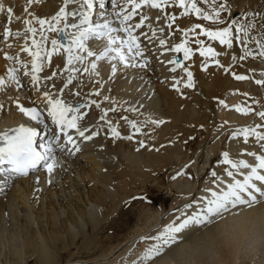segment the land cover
Returning <instances> with one entry per match:
<instances>
[{"label": "bare ground", "instance_id": "obj_1", "mask_svg": "<svg viewBox=\"0 0 264 264\" xmlns=\"http://www.w3.org/2000/svg\"><path fill=\"white\" fill-rule=\"evenodd\" d=\"M9 1L11 3L15 4L16 7L13 8L14 9L13 13H12L13 19L5 22L6 24L5 23L0 24V32L2 31L0 39H2V42L5 43L4 44L5 53H7L9 56H12V49L15 48L16 53H19L22 45H21V43L15 42L16 40H19V38L16 37L15 35L10 36L7 39H5L4 29L10 28L12 30V32L15 33L16 31H20L21 28H26V25L24 23L25 19H32V21H33L32 26L36 27L37 33H39V27L40 26H39L38 22L35 19H33V17L50 18L52 15H54L59 10V8L58 7H57V9L54 8L57 6V4L55 3V4H51V7L54 9L52 11L48 10L47 6L45 4L47 2L44 0H39V2H33L32 4H28L27 0H9ZM222 2H225V0H217V3H222ZM125 4H126V0H122V1H119L116 3L117 6L112 5L111 6L112 10L107 14L106 17L99 19L98 22L102 21V24H103L105 21H107V22H109V24L112 28H114V26H118L119 22H117V19H121L122 16H117V13L120 12L121 7H125ZM227 4L230 8V11H226V12L221 13V19L224 21V23H221L218 25H211L209 21H204L201 18L196 17L195 15H192V14H190L188 17H183L180 15V13L183 10L176 7L175 5H171V4L169 6H167L163 11H160L157 9H151V8H149L147 10L146 9L140 10L144 14H147L150 17L149 21L146 22V24L143 28L135 29V35H137L139 37L141 48L144 51V56L143 57H135V59H133V57L131 55L129 56V59L133 63H137V62L139 63L142 59H146L148 61L147 68H149L148 66H150V64L158 66L162 61H164L165 57L167 58L166 60L169 61V60L175 59L176 54L180 55V59L182 60L181 62L192 71L193 78L196 76L197 77L200 76V78L205 81L202 89L206 88L211 99L214 97L213 100H215L214 101L215 102L214 103L215 112L217 111L219 113L218 115L220 116L222 121H224L225 119L227 120V117L228 118L232 117V116L235 117V113L233 112L232 109L226 108V107L220 105L219 100H224L226 102V104H227V102L231 103L229 100H227L228 92L234 93L237 90L239 91V93L242 96H244L243 93H248V96H250L249 89H248L250 87V85L248 87L247 86L245 87L243 85L244 83L240 84L241 87L240 86L238 88L236 87L237 90L235 89V87H231L230 79H233L236 82H243V81L236 80L231 73L236 72L237 74H245V73H241V71H243L242 69H245L248 66V64H250V62H249L250 60L254 64V62H253L254 58L249 57L244 61H240L238 59L234 61L233 60L234 55L237 57L240 56L238 48L243 49L242 46L239 47L240 44L238 42L234 44V47L232 49H228L226 46H222L218 42H209V41H207V38H205V37L197 36V35L190 33L188 36V39H189V45L188 46L189 47H192L193 49L197 48L198 45L195 44V40L196 39H204L206 44L211 43L212 46L214 48H216V50L219 53H221V55L216 57V59H219L220 63L222 65H224V67L229 68V72L227 74H225V71L222 67H219V66L215 65L214 63H211L210 60L208 61L207 70L206 71L202 70L201 64L205 62V58L201 57L198 52H194V54L190 60H184L183 52H172L170 50L165 51V48L171 49L172 45L181 42L178 40L179 42H174V43L172 42L171 43L169 41L170 37L171 38L176 37V35L179 34L180 37L182 38V40L185 38L183 36V33L177 29L191 28L197 23H202L205 26L224 27V26H226L227 23L231 22L233 19H235L239 23H248L249 21L254 22L256 24V29L251 30L249 35L250 36L256 35L257 38H260L259 32L261 29V25L264 24V19L261 18V16H264V0H227ZM77 5H78V2H77ZM200 6L201 7H208L207 5L203 4L202 0L200 2ZM25 9H27V11H25ZM114 11L117 13L113 14ZM252 12H258L261 15L256 16V17H253L252 15H247V16L244 15L245 13H252ZM167 15H175L177 18L175 23L173 24V27L171 30L167 27L166 22L164 23L162 21L163 20V18H162V19H159V21L161 20L162 28L164 29L162 37L159 38L160 31L156 29L157 30L156 37L152 38L151 40H149V39H146L144 41L140 40V36H142V35H140L141 32L147 33L148 36H151V31L147 26L148 24L152 25L153 22H158L156 19L157 17H160V18L162 16L167 17ZM15 17H19V19H16ZM138 22H139V16H135V17H133V19L131 21H128V23L133 24V25L138 23ZM65 23H66L65 21H62L60 24L57 25V27L58 28H64ZM66 24L71 25L72 23H66ZM158 24H159V22L157 23V25ZM87 26L88 25L85 24V25H81L80 27H87ZM46 27L47 26H45V28ZM69 29H73V28L69 27ZM170 32H171V34H170ZM196 32L198 33L199 30L197 29ZM59 33L60 32H47L46 33L48 38H49L48 41L46 42V44L44 45V47L46 49L50 50V48L52 47V45L50 46L52 39H58L59 40ZM113 35H116V33H113ZM119 35L124 36L125 33H119ZM193 36L196 39L195 38L193 39ZM35 38L37 40H40V35H38ZM164 38L168 41V43L165 47H163L159 44V40L164 39ZM89 39H91V40L86 41L87 45L89 46L90 50H93L94 52H97V53L99 51H101L107 43V40L104 41L103 38L97 39L95 37H90ZM171 40L174 41V39H171ZM62 44L65 46L69 45L68 42H65ZM9 45H11V47H9ZM252 45H253V42H250L249 47L251 48ZM253 50H254V54H255L256 51H255L254 47H253ZM81 55L86 56V53H81ZM94 59H95V57H87L86 56L84 63L81 64L79 62H75L74 65H72L76 68L79 67V71L74 72L73 73L74 75L71 74L73 77H75L74 82H73L72 86H68V88H66L65 91L70 92V90H72V93H69V95H70V98L73 100L70 103V105H72L73 107H78L80 105H87L85 107H81L80 113H78V114H81V113L85 114L87 111H88V113L90 112L91 114L94 111L96 112L97 118H95V120L97 119L99 121V123L96 121L98 123L97 125H95L96 130L88 129V132L85 133V135H89V134H91V132L96 131L98 133L95 136L96 140L94 141V143L92 141L93 138L91 140H84L83 137H80L77 134L75 129H70L67 131H68L69 135H71L73 137V139L75 140V142H76L75 145L67 143L66 139H63V140L61 139L60 142L64 146L62 148V151L66 152V154H64V155H69L68 160L73 162V164H74V167H72V170L73 171L76 170L77 172H79V176L82 178L81 180H83V181L85 180L86 182H89L91 180L96 179V177L100 175L102 177V179L104 180V182H106V186H108V184H110L109 186H111V189H112L111 192L112 193H111V196L108 197L107 195H110V194L109 193L105 194V191L103 192V190H105L104 188L101 187L102 188L101 189L99 185H95V186H91L87 189L88 194L86 197L85 191H84V193L81 191L79 193L77 192L78 191V189H76V187H78L77 185L75 188L73 186H71L72 187L71 188L68 184L65 186L64 190L59 188L57 190V192H55V193H57L61 197L60 203H62V205L65 206L64 211L66 213L74 214L73 211H74V209H76V210H79L81 215L84 216L86 214V212H85V208L82 209V207H84L83 203L87 204V202L91 200V201L95 202L96 204L104 205L106 207L105 208L106 210L103 209V210H105L104 214L106 213V215L104 216L102 221H107V223H110V222L113 223V220L115 218H117V217H119V219L122 218L121 214L120 215L117 214L116 211L118 209V206L125 201L124 199L125 198L128 199V197L130 195H132V194L134 195L135 193L136 194L139 193L138 195H141L139 191H135L137 189H134V190L132 189L133 188L132 186L134 184L138 185L139 189L141 188L140 190H145L144 192H146V194H149V190L147 188L149 176H151V175L153 176L154 174L158 175L160 172L167 171L168 169H170L171 167H173L175 165L176 162L173 159L174 148L177 146H179V147L182 146V149H183V141L186 140L189 135H193L192 134L193 129H205L207 131H210V129H212V125L214 126V115L209 114L208 110L213 106V104L206 106L205 111L203 110V112L201 114L199 113L197 115V117H193L192 119L183 118L181 120L175 116L172 109L176 110V112H178V114H179V112L181 113L182 105L184 104V105L188 106L193 99V97H192V99L189 100L190 93H192L191 90L183 87L184 86L183 80L186 79L187 77H186V73H184L182 71V69H180V68H177L176 71H178L179 76L181 74L183 75V77H179V78H183V79L180 83L179 91L175 90V92H174V88H172L173 82H170L171 84L169 86L162 85L163 84L162 82H161L162 84L155 85L156 80H154V79H156V77L158 79H163L165 77V71H164L165 69L158 71L157 74H155L156 75L155 77L153 76L152 71H151V73H149V72L147 73V75L149 74V76L150 75L151 76L147 77V84H148L147 92L149 94H146V95L150 96V94H152L151 92L153 90V92L157 91L158 94L161 93V94L167 96L169 107L168 106L166 108L159 107V105L157 106L158 103L155 104L154 100H153L154 102L151 101V102H147V103L144 102L145 101L144 99H143L144 100L143 102L140 99L134 100L132 102V101H130V98L128 97V95L131 97L132 96L131 94L134 91H132L128 87L129 84L127 81H129L128 79L131 78V76H133L135 74L134 73L135 70L132 69L131 66L125 67V65L123 63L119 62L118 60L112 61V60H109L108 58H104L102 60H96L97 66H102L101 70L103 72V75H101V73H99L100 72L99 70L93 71L91 69V64H89V62L93 61ZM30 60H31V57L28 60V62ZM65 60H66V57H65L64 49H60L59 53L53 54L50 64L47 62L46 59H44L42 57V61H43V63H45V66H44L45 70L48 71L49 68L54 69L55 72H58L57 75L60 77L63 75H66V74L69 75V73L65 69ZM168 61H165L164 64H167ZM232 63H234L235 66L229 67ZM105 64H107V65H105ZM112 64H116V79L114 80L113 84L110 85L109 89L107 87V89L105 91L104 87H106L105 84L107 81V77L104 78L103 76L105 73H107L109 75L112 72V67H111ZM253 64H250V65H253ZM72 66H69V67H72ZM174 66L175 65L171 64L168 68H170V67L172 68ZM8 67H13L12 62L10 60L6 59L5 55H3L0 58V76H3L6 80H7V68ZM85 67L89 68L88 72L83 71V69ZM254 67H255V65H254ZM170 69H168V70H170ZM130 70H132V71H130ZM147 70H149V69H147ZM258 71H260V70H258ZM96 72H98L99 75H96ZM159 73L161 74V76L163 78H160V75L158 76ZM120 74L123 76H121V77L118 76ZM176 74H177V72H176ZM17 75H18V73H17ZM124 75H125V77H124ZM170 75L172 76L173 74H170ZM178 75H175L174 77H178ZM78 76H79V79H77ZM99 76L102 78H100ZM128 76H130V77H128ZM123 77H124V79H123L124 81L122 82L121 79ZM172 80H173V77H172ZM108 81L110 82V80H108ZM118 81L120 83H118ZM54 82H56V80L51 81L50 83H54ZM116 82L118 84L115 85ZM127 84H128V86H127ZM57 86L62 87L63 83L62 82L57 83ZM153 86H156V87H153ZM103 89H104V91H103ZM143 90H146V88ZM97 91L99 92V95H96ZM3 92H4V89L0 88V105L5 104L7 107V110L3 114H0V130H2L3 128L11 130V128H13L14 126H17L18 124H20L21 122H23L29 118V116H25L24 114H22L16 106H13V101L17 100V98L19 99L20 102H24L26 105H28L30 107H34V104H38L42 108H45L46 106H48L47 100L44 98L43 94H36V98L33 101L32 99L27 98V96L20 91H17L16 93H9V94H4ZM76 92H79L80 95L79 96L75 95ZM142 92L144 93V91H142ZM147 92H145V93H147ZM191 95H193V93ZM105 96H107L109 99L105 100L104 99ZM64 97L65 98H61V99H63L66 104H69L67 102V97L66 96H64ZM92 100L97 101V103H99L100 107H96L95 105L91 104L90 102ZM139 103L141 105H139ZM237 104H239V102H237ZM163 105H164V103H163ZM105 109H115V111H109L107 113L106 120L101 121L100 116L103 114V110H105ZM132 109H136V110L133 111ZM187 110H188V108H187ZM191 110H193V109H191ZM184 113H185V111H184ZM189 114H191V113H189ZM186 115H187V113H186ZM48 116L49 115H47L45 118H48ZM122 117H127L128 120L136 121L137 125L139 127H141V132H139V133L135 132L134 129L131 127V125L126 120L122 119ZM107 120H111L113 122V125L117 126V130L120 133L119 136H113L111 134V130H110V128L106 122ZM151 120H163L166 123L160 124V125H155V124L150 123ZM84 121H85V118H84ZM78 124H79L81 130L86 128V126L81 125L80 123H78ZM176 124L181 125V128L177 127ZM90 125H89V127H91ZM54 133H56L58 135L57 129H54ZM129 135H132L133 138L128 139L127 137ZM208 135L210 136V132ZM237 138H239V137L236 136L234 141L238 140ZM140 141H143V142L146 141L147 147H145V148H147L148 157H145L143 161L140 160L141 162L138 161L139 164L137 162L136 163V164H138V166H137V165H133V163H135L134 158H133L134 154H133V156L131 155V152H129V148L131 147V144H132V146L137 145V144L140 145ZM253 141H255V139ZM108 143H111V144L113 143V145H108ZM123 144H127L126 146H128V147H126L124 145L125 148L121 149V146ZM256 144H258V143L256 142ZM248 145H246V143H245V146H248ZM252 146H253V144L250 147H252ZM256 146L257 145H255L253 147H256ZM77 147L79 148L78 151H77ZM200 147H202V146H200ZM256 148H254V149H256ZM225 150H226V148H225ZM246 150H248V149H246ZM262 150L263 149H260V152ZM49 151H51V149L49 147H46V149H44V152H46V153H48ZM253 151L255 152L256 150H253V148H252V151H250V152H253ZM199 152H200V150H199ZM256 152H259L258 148H257ZM243 153H246L243 155V159L248 161V163L254 161V157L248 156L247 151H242V154ZM51 156L54 157V163L56 165L53 172L50 174L47 172L46 168L44 167V164H45V162H44L42 166H40L36 169V171L38 170V172H39L38 175H40L38 178L34 179L32 177V174H30V173L27 176H20V179H22V180H20V181L18 180V181L22 184V186H19L18 185L19 183L16 184L15 187L18 186V190H14V192L18 191V193L17 192L15 193L16 198L14 196V193L10 194V197L8 198V202L6 204V209H10V206H12L13 209H16V208H14V206H17V210L23 209L26 212V211H30L29 208L34 207V212L39 214V215H40V211H41V213L43 211L45 216L48 214H50V216L56 215L55 211H52V210H54V208H56V207H54V204L52 202L49 204V207L51 208L50 212L47 210H43V208H41L42 205L39 204L38 198H37V200H33V206L29 207L27 205L28 201L32 202L31 197L34 196L36 194V192L38 193L39 192L38 190H40V189L42 190V188L44 187L43 184L46 185L45 184L46 181L52 179L53 176L56 174V171L58 169V160H59L58 158L61 156L60 155L55 156L53 154ZM116 156H117V160H115ZM255 161H256V159H255ZM48 162H52V161L49 160ZM175 168H176V166H175ZM249 171H250V169H241L237 173L235 170H233L234 176H232V177H229L227 174H225L226 176L224 174H222L224 177L221 176V178H224V180L222 179V181L221 180H217V181L216 180H210V181H208L211 184L208 185L207 184L208 182H207L206 183L207 186H205V189L208 186H209V188H207L205 191L203 190L204 188L200 189V192H202L201 201L204 203H205V201L208 202V200L213 198L212 192H223V189H222L223 187H225L227 190L228 185H226V184L232 183L234 181V179L242 181L244 179L245 175H247V173ZM260 171L262 172V174H264V170H260ZM77 172L74 171V173H76V174H77ZM183 177H185V176H183ZM67 178H69V177H67ZM64 180L67 181V179H64ZM181 180H182V182H181ZM68 181H70V180H68ZM176 181H177L176 183H178V185H180V187L182 189L188 190L191 188V183L189 182L190 181L189 179L187 180L184 178L183 179L178 178V180H176ZM256 183L258 186L261 185V182H256ZM108 190H107V192H108ZM209 190H211V191H209ZM5 192H7V188L3 193H5ZM190 192H192V191H190ZM53 194H54L53 191H51V189H50L48 195L53 196ZM203 194H204V196H205V194L209 195V196L203 197ZM254 194L256 195L257 199L259 200L258 204L255 205V203H254L251 206H249V205H237L235 207H230V209L228 211L223 212L221 215L211 216L209 218V221H205L202 224H195V223L190 224L185 229H182L181 232L176 233L175 235H176L177 241L175 240L176 242H173L172 244H169V245H163V247L165 249L164 252L159 256V258L157 257V259H156V257L155 258L153 257L154 260L152 258L151 264H173L174 262H172L173 260H171V259H175L178 262V264H180V263H182V264H238V261H240V259H242V258L243 259L248 258L251 261L253 260L255 263L258 262L257 260H259V259H260V261L264 262V196L258 197L260 195V193H254ZM66 196L69 198V200L73 204H78V205H76V207H74L72 209L71 204L67 200H65L67 198ZM36 197H38V196H36ZM17 199L18 200L21 199L22 204L20 203V201H19V203H18V201H15ZM194 201H196V200H194ZM198 203H200V202H197V203H195L192 206L187 207V208H189V211L193 212V209L198 208V206H200V205H196ZM25 205H27V206L25 207ZM201 205H204V207L202 206L200 208L201 210H203L206 207L207 203L201 204ZM1 207L2 206H0V208ZM23 207H25V208H23ZM3 208L5 209V207H3ZM6 209L4 211L1 208L0 214L4 216ZM184 210H185V208H184ZM177 211H179V210H177ZM182 212H184V211H182ZM201 212L202 211H200L198 213H201ZM114 214H115V216H114ZM112 215H113V217H111ZM182 215H178V216H180V217H178L179 219L177 218L179 221L178 223L176 222V219H175V220L171 221V225H172V223H173V225H175L176 223L179 224L180 222H182L184 220V217H188V216H186L188 214H186L184 217ZM23 216H24V214H23ZM23 216H22V218H23ZM25 216H27V215H25ZM50 216L48 215V218L55 217V216H52V217H50ZM172 216H174V215H172ZM92 218L93 217H91V219ZM28 219H30V218H28ZM28 222H29V220H28ZM94 225H95V223H94ZM96 225H97V223H96ZM120 226H121L120 224H114L115 229H117ZM189 226L192 228L188 229ZM91 227L93 229L95 228V226H91ZM196 228H197V231H199V229H201L200 230L201 234L197 233V236H195L196 231H194V230H196ZM44 229H47V228L45 225H42L41 231L44 232ZM191 230H193L194 232L193 231L191 232ZM140 231L141 230L139 229L138 232H140ZM165 231H166V229L163 231V233ZM189 233L192 234L191 239H188V237H187L186 240L182 239L184 242L182 240L178 241L181 237L183 238L184 234H189ZM45 234H47V233H45ZM45 237L46 236H44V238ZM53 238H58V237H53ZM157 238H158V236H157ZM45 239H46V241L43 239L37 240L34 247H33V251H35V249L37 251L36 258H37L38 262H40L39 264H57L58 260H57V257H55V252L57 250L55 252H53V250L56 248V246L54 248V245H52V243H51V246L53 248V250H52L51 247H49L50 240L47 238H45ZM152 239H154V238H152ZM163 239H164V236L162 237L160 242L158 240V243L156 242L155 244H151L150 246L162 245ZM199 240H202V243L204 244V246L206 248L203 251L201 250L202 252L200 251L197 253L196 252L195 253H187L188 252L187 247L191 246L192 250H194L193 248H194V246L197 245V242ZM53 241L56 245L57 244L56 241H58V240H53ZM142 241H143V239H142ZM175 243H177V245L178 244L179 245L176 247ZM173 244H175V247L177 249L175 251L174 256L172 257V255H168L167 252H168V250H171ZM170 245H171L170 249L167 248ZM141 246L140 247L142 249L139 248V249H141V251H139V252H145L147 250L144 247L147 248V246H149V244L147 246H146V244H142ZM118 247H119V244H118ZM90 248L91 247H88V249H89L87 251L88 253L90 251ZM173 248H174V246H173ZM199 248H201V247H199ZM111 250H110V252H111ZM192 250H191V252L195 251V250L194 251H192ZM73 251H75V250H73ZM139 252L137 251V256L139 255L138 254ZM74 254H72V255H74ZM131 255H133V254H131ZM141 256H142V254H141ZM141 256H139V257H141ZM142 259H143V256L141 258H137L136 260L139 263H141V262L145 261L144 259L143 260ZM149 261H151V260L149 259ZM123 262H124V260H123ZM138 262H137V264H139ZM254 262H253V264H254ZM146 263H147V260H146ZM174 264H177V263H174Z\"/></svg>", "mask_w": 264, "mask_h": 264}, {"label": "rangeland", "instance_id": "obj_2", "mask_svg": "<svg viewBox=\"0 0 264 264\" xmlns=\"http://www.w3.org/2000/svg\"><path fill=\"white\" fill-rule=\"evenodd\" d=\"M44 1L47 2V3H45L47 6V9L52 11L54 8L57 9L58 5L54 8H52L51 4H55L56 2H59L61 0H44ZM82 1L83 0H73V2H70V4H76L77 5V2H78V4H80ZM162 18L166 19L165 16H162L160 19H162ZM165 19H164V21H165ZM178 35H176V37H172V39H174V41L172 40L173 43L179 42L182 40L180 35L179 36ZM194 38L195 37L193 36V39ZM239 47H241V45ZM251 49L253 50L252 47H251ZM238 51H239L240 55L243 54L242 48H238ZM253 52H254V50H253ZM249 62H250V64H253L251 60ZM253 62H254V60H253ZM139 63L137 62L135 64L138 65ZM258 64L260 65V63H258ZM258 64L257 63L255 64V62H254V64L252 66L254 67V65H255V67H258L257 66ZM233 66H235L234 63H232L229 67H233ZM261 66L264 68V64H262ZM135 69H136L135 70L136 72L134 71L135 74L133 76H131V78L128 79L129 81H127L129 84V86H128V84H127V86L132 91H134L131 94L132 95L131 97L128 95V97L130 98V101L133 102L134 100H139V99L142 102L145 100L144 102H146V103L151 102V101L152 102L155 101V104L158 103L157 106L159 105V107H162V108H166L167 106L169 107L167 96H165L161 93L158 94L157 91H155L156 92L155 93V92H153V90L151 92L153 95L152 94H150V96L146 95V94H149L147 92V88H148L147 77L151 76V75L149 76V74L147 75V73L148 72L151 73V71H152L153 76L155 77L156 76L155 74H157L158 71L165 69V66L163 64H161L160 67L150 66L149 68L143 67L142 69H139V68H135ZM147 69H149L150 71ZM166 71H165V77L164 78L161 76L160 73L158 74V76L160 75V78H163V79H158L157 77H156V79H154V80H156V84L154 83L155 85L163 83L162 85L168 86V85H170V82H175L174 80H172V77H174L175 75H178V71H176L177 74H176V72H172L170 70H168L167 72ZM170 74H173V75L171 76ZM118 76L121 77V74ZM103 77L104 78L107 77V81L105 84L106 87H104V89L106 91L107 87L109 89L110 85H112L114 80L116 79V71H115V73H113V71H112L109 75L107 73H105ZM124 77L121 79L122 82L124 81L123 80ZM128 77H130V76H128ZM178 77H179V75H178ZM100 78H102V77H100ZM193 79H194V81L195 80L197 81V82L195 81L196 83L194 82L195 87H193L191 89L188 88L193 93V95H191L192 93H190V96H189V100L192 99V97H193L192 101L190 102V104L188 106H186L184 104L182 105L181 113L179 112V114H178V112H176V110H174V109H172V111L174 112L175 116L181 120L183 118L192 119L193 117H197V115L199 113L201 114L203 112V110L205 111L206 106L213 104V106L208 110V113L214 115V126L212 125V129H210V131H207L205 129H193L192 130L193 135H189L187 137V139L183 141V149H182V146L181 147L177 146L174 148L173 159L176 162L175 165L173 167H171L170 169H168L167 171L160 172L158 175L154 174L153 176L152 175L149 176V181L147 183V186H148L147 188L149 190V194H146V192H144L145 190H140L141 188L139 189L138 185L134 184L132 186L133 187L132 189L133 190L137 189L135 191H139L141 195H138L139 193H137V194L135 193L134 194L135 196L132 194L128 197V199L125 198L124 199L125 201L123 200L125 203L122 201L123 203L121 202L122 204H120L118 206V209L116 211L117 214H119V215L121 214V217L123 219L125 218L127 221L125 219H124L125 220L124 221L121 217H120L121 219H119V217H117L118 219L115 218L114 220L116 222L113 220V223L112 222L107 223V221H102L104 216L106 215V213L104 214L106 207L104 205L96 204L95 202H93L91 200L88 201L87 204L83 203L84 207H82V209L85 208V212H86V214L84 216L81 215L80 211L76 210V209H74V211H73L74 214L66 213L64 211L65 206L62 205V203H60L61 197L57 193H55V192H57V190L59 188L64 190L65 186L67 184L70 187L73 186L74 188L77 185L79 187V188L76 187V189H78L77 192L79 193L81 191L84 193V191H85L86 197L88 194L87 189L91 186L99 185L100 188L101 187L104 188L105 190H103V192L105 191V194H107V193L110 194V195H107L108 197L111 196L112 189H111V186H109L110 184H108V186H106V182H104V180L102 179V177L100 175L97 176L96 179L91 180L89 182H86L85 180L84 181L81 180L82 178L79 176V172L74 170L75 172H77V174H76L72 170V167H74V164H73V162L68 160L69 156L68 155L67 156L61 155V157H59L58 159L61 160L62 162H61L60 168L58 167V169L56 171V174H55L56 176L54 175L52 179L46 181V183H45L46 185L43 184L44 187L42 186L44 189L41 187L42 190L41 189L38 190L39 192L38 193L36 192V194L31 197L32 202L28 201V203H27V205L29 207H31V206H33V200H37V198H38L39 204L42 205L41 208H43V210H47L50 212L51 208L49 207V204L52 202L54 204V207H56V208H54V210H52V211H55V213H56V215H52L55 217H52V216H50V214H48L50 217H52V218H48V215L45 216L43 211H42V213L40 211V215H39V214L34 212V207L29 208L30 211H26V212L23 209L17 210V206H14V205L13 206L16 209H13L12 206H10V209H6V204L8 202V198L10 197V194L14 193V196H15V193L16 192L18 193V191L14 192V190H18V186L15 187L16 184L19 183L18 185L22 186V184L19 182L20 180L19 181L17 180L16 184L12 185V187L10 188L8 193H6L3 196L4 198L2 197L0 199V206H2L1 208L4 211L6 209L4 216L0 214V264H39L40 262H38V260L36 258L37 251H36V249H35V251H33V247H34L37 240L43 239L46 241L45 238L50 240L49 247H51L52 250H53V248L51 246V243H52V245H54V248H55V246L57 248V249L55 248L53 250V252H55L57 250L55 252V257H57V260H58L57 264H116V263L117 264H125V263L126 264H137L138 261L136 259L141 258L143 256V253H144V252H139L142 249L141 248L142 244H146V246L149 244V246H150L151 244H155L156 242L158 243V240L160 242L162 237H163V236H161V234L163 233V231L165 229H167L169 224L171 225V221L176 219V222L178 223L179 222L178 217H180L178 215H182L186 212L190 213L189 209L187 208L188 207L187 205H193L194 202L199 200V198H198L199 196L202 197V192H200V189L204 188L203 190L205 191L207 188H209V186H208L205 189V186H207V184L208 185L211 184L208 181H210V180H216V181L221 180L222 181V179L224 180V178H221V176L224 177L222 174H224V175L227 174V172L225 171L226 168L228 170H232V171L234 170V169H231V167L229 165H224L222 163V160H223L222 154L224 151H228L230 153V157L233 159H243V155L246 153L242 154V151L250 152V151H252V148H253V150H256V151L258 148L259 152H260V149H262V148L258 144H256V141H253L254 138H252V137L249 138L250 140L248 141V143H246V145L249 144L248 145L249 147H248V146H245V143L243 142L242 136H239L240 139L237 138L239 141L238 140L234 141L236 136H233L232 133L234 131H236L235 129H237L238 126H240V125L245 126L248 122H250V123L251 122H254V123L258 122L259 123V122H261V120L259 121V118L256 117L254 114L243 115V114L236 112L233 108V110H234L233 112L235 113V117L234 116L229 117L230 119H228V117H227V120L225 119L224 121H222L220 116L218 115L219 113L217 111L215 112V105H214L215 100H213L214 97L211 99L206 88L202 89L205 81L202 80L200 78V76H198V77L196 76ZM108 80H110V82ZM118 83H120V82L118 81ZM118 83L116 82L115 85ZM230 83H231L230 84L231 87H235L236 90L239 86L241 87L240 84H243V83H244L243 85L245 87L246 86L248 87L250 85V87L248 88L249 91H251V89H253V87H254V85L252 86L248 81L236 82L235 80L230 79ZM140 86L141 87L143 86V87L141 88ZM153 87H156V86H153ZM145 88H146V90H143ZM104 89H103V91H104ZM141 90L144 91V93ZM237 91H235L234 93L228 92L227 100H229V101L238 100L241 97V95ZM145 92H147V93H145ZM253 92L256 94V96L259 99H255V98L243 99L242 98L240 102H242V104H249V103H252L253 100H256V101H258V103L254 104L253 107H255V109H257V110H259V109L262 110V106H264V86L256 84ZM163 103L165 106L163 105ZM187 108H188V110H187ZM226 108H230V107H226ZM191 109H193V110H191ZM184 111H185V113H184ZM186 113H187V115H186ZM189 113H191V114H189ZM88 114H90V112ZM91 115H92V117H88V116L87 117L90 118L92 121H88L85 119L84 122L86 125L91 124L90 128L96 130L95 125H97L99 123V121L97 119L95 120V118H97V114L94 111V112H92ZM87 117H84V118H87ZM225 121H226V123H225ZM164 123H166V122H164ZM89 125H88V127H89ZM178 125L179 124H176L177 127L181 128V125H179V126ZM209 132H210V136L208 135ZM129 136H132V135H129ZM95 139L96 138H94V140ZM144 143L145 144L143 147H141V145H138V144L133 145V146L131 144V147L129 146L130 147L129 152H131L132 156L134 154L133 158H134L135 163H133V165L138 166L139 162L143 161L145 157H148L147 148H145V147H147L146 141H144ZM250 144L251 145L253 144V146L257 145L256 146L257 148L253 147V146L250 147L251 146ZM108 145H113V143L112 144L108 143ZM124 145L126 146L127 144H123L121 146V149L125 148ZM200 146H202V147H200ZM126 147H128V146H126ZM225 148H226V150H225ZM254 148H256V149H254ZM246 149H248V150H246ZM199 150H200V152H199ZM65 154H66V152H65ZM115 160H117V156H116ZM137 162H138V164H136ZM255 162H257V161H253L250 163L254 164ZM58 163H59V161H58ZM175 166H176V168H175ZM213 171H215L217 173V175L215 177L212 176ZM236 172L238 173L239 171H236ZM176 176H178V177L181 176V177H179V179L180 178L181 179L184 178L187 180L189 179L190 180L189 182L191 183V188L188 190L182 189L180 187V185H178V183H176L177 182ZM183 176H185V177H183ZM233 176H234V174H233ZM67 177H69V178H67ZM64 179H67V181ZM68 180H70V181H68ZM49 181H51V182L49 183ZM181 182H182V180H181ZM226 185H228V184H226ZM50 189L54 193L53 196L48 195ZM222 189H223V191L226 190L225 187H223ZM107 190H108V192H107ZM190 191H192V192H190ZM36 196H38V197H36ZM207 196H209V195L205 194V196H204V194H203V197H207ZM15 198H16V196H15ZM65 200H67L71 204L72 209L74 207H76V205H78V204H73L69 200L68 197ZM194 200H196V201H194ZM15 201H18V203L20 201V203L22 204L21 199L20 200L17 199ZM198 202H200V203H198L196 205H200L201 207L202 206L204 207V205H201V204L207 203V201H205V203H204L201 200ZM256 203L258 204V202H256ZM27 205H25V207ZM3 207H5V209ZM25 207H23V208H25ZM1 208H0V211H1ZM184 208H185V210H184ZM103 209H105V210H103ZM177 210H179V211H177ZM182 211H184V212H182ZM189 213L186 216L189 217L190 216ZM23 214H24V216H23ZM25 215H27V216H25ZM172 215H174V216H172ZM22 216L25 220L22 218ZM114 216H115V214H114ZM182 216L184 217L185 215H182ZM91 217H93V218L91 219ZM111 217H113V215ZM28 218H30V219H28ZM28 220L30 223L28 222ZM89 223L90 224L92 223V224L90 225ZM94 223H95V225H94ZM96 223H97V225H96ZM114 224H120L121 226L118 227L117 229H115ZM42 225H45L47 228V229H44V232L41 231ZM172 225H173V223H172ZM91 226H95V228L93 229ZM139 229L141 230L140 232H138ZM200 230L201 229H199V231H197V229L194 230V231H196L195 236H197V233L201 234ZM45 233H47L48 235ZM190 234L191 233L184 234L183 240H186L187 237H188V239H191L192 234L191 235ZM44 236H46V237L44 238ZM157 236H158V238H157ZM53 237H58V238H53ZM152 238H154V239H152ZM142 239H143V241H142ZM53 240H58V241H56V243H57L56 245H55ZM118 244H119V247H118ZM175 244H176V247L179 245V244L177 245V243H175ZM175 244L172 245L171 250H168V252H167L168 255H172V257L174 256L175 251L177 249L175 247ZM149 246H147V248L146 247H144V248L147 250ZM173 246H174V248H173ZM88 247H91L89 253L87 252L89 250ZM170 247H171V245L168 248L170 249ZM199 247H201V248H199ZM139 248H141V249H139ZM205 248L206 247L202 243V240H199L197 242V245L194 246V248H193L195 251L192 250V248L190 246V247H187V249H188L187 253H195V252L197 253V252H200L201 250L203 251ZM190 249L194 252H191ZM73 250H75V251H73ZM110 250H111V252H110ZM137 251L139 252L138 256H137ZM72 254H74V255H72ZM131 254H133V255H131ZM141 254H142V256H141ZM139 256H141V257H139ZM154 258H153V260H154ZM156 259H157V257H156ZM123 260H124V262H123ZM150 260L152 262V258H150ZM171 260H173L172 262L178 264V262L175 259H171ZM257 261L258 262L255 263L253 260L251 261L248 258H246V259L242 258V259H240V261H238V264H253V262H254V264H264V262L260 261V259ZM148 262H150V261L147 260V263ZM151 262L148 264H151ZM143 263L147 264L146 260L141 262V264H143ZM180 264H182V263H180Z\"/></svg>", "mask_w": 264, "mask_h": 264}, {"label": "snow or ice", "instance_id": "obj_3", "mask_svg": "<svg viewBox=\"0 0 264 264\" xmlns=\"http://www.w3.org/2000/svg\"><path fill=\"white\" fill-rule=\"evenodd\" d=\"M33 2H39V0H27L28 4H32ZM73 2V0H63V6L59 8V10L52 15L50 18H39L33 17L39 24V35L40 40H37L35 37L37 35V28L32 26V19H25L24 23L26 25V30L24 32V40L25 43L21 47L20 51L28 53L31 57V69L30 71L27 69V63L24 64L25 76H30L31 84L36 86L39 84L41 77L39 73L43 70L45 66L42 61V56L47 62L50 64L51 59L54 53H59L60 49H64L66 53V63L65 69L69 73L66 82L63 85V88L60 89L63 92L64 89L68 88L70 84H72L75 77L71 75V73L78 72L79 69L72 66L75 62L84 63L86 56L87 57H95L93 61H91V69L95 71L97 69L96 60H102L104 58H108L112 61H119L125 65V67H147L148 61L146 59H142L139 65L133 63L129 56L131 55L133 59L135 57H143L144 51L141 48L139 37L134 34L135 29H141L145 26L146 22L149 21L150 17L147 14H144L141 10L145 7L151 9H157L163 11L167 6L175 5L176 7L182 9L183 11L180 13L183 17H188L190 14L195 15L196 17L201 18L204 21H209L211 25H218L224 23L221 19V13L230 11V8L227 4V0L222 3H217V0H202L203 4L208 7H201V0H126L125 7L120 8V12L117 13V16H122L120 20L119 28H112L109 22L105 21L103 24L92 25L89 23V19L87 14H85L79 24L72 23L71 25L64 24V28L71 27L73 29H77V34L74 35L71 39V43L67 46L63 45L58 39L51 40V49H46L44 45L48 41L47 32H60L63 31L64 28H58L57 25L62 21H65L69 15L75 16L76 13H69L66 10V6L68 3ZM84 4L88 9L92 8V0H84ZM113 5H116V0H113ZM127 9V10H126ZM9 13V20L13 19L12 13L13 8L9 7L7 9ZM27 11V9H25ZM245 16L252 15L253 17L260 16L261 14L258 12L245 13ZM139 16V22L136 24H130L128 21H131L133 17ZM19 19V17H15ZM264 19V16H261ZM157 21L160 17L156 18ZM175 15H167L166 24L167 27L171 30L173 24L176 21ZM88 25L87 27H80V25ZM45 26H47L45 28ZM151 31V36H148L147 33L141 32L140 35L144 36L146 39L151 40L156 37L157 30L151 25H147ZM199 30L197 33L196 30ZM256 29V24L252 21L248 23H239L235 19L231 22L227 23L224 27H212L205 26L202 23H197L191 28L185 29H177L183 33L185 37L181 40L180 43H176L172 45L171 49L165 48V51L172 52H183L184 60H190L194 54V52H198L201 57L205 58V62L201 64L202 70L206 71L208 68V61L211 63L222 67L225 72H229L228 67H224L220 63L219 59L216 57L220 56L216 48L212 46L211 43H205L204 39H196L195 44L198 45L197 48L193 49L189 47V34H194L197 36H202L207 38L209 42H218L222 46H226L228 49H232L235 43H239L243 47V54L239 57L233 56V60L244 61L249 57L256 58L257 56L260 58H264V24L261 25L260 29V38L257 36H250L249 33L251 30ZM160 32H164L163 28L159 29ZM31 34L29 36L28 34ZM116 33V35H113ZM119 33H125L124 36L119 35ZM171 34V32H170ZM15 35L16 37L21 36L20 31L12 32L10 28L4 29V37L7 39L10 36ZM90 37L106 38L107 43L105 47L97 52L90 50L86 44V41L89 40ZM31 39V45L27 43V41ZM254 42L256 47L259 49L258 53L253 52V50L249 47V43ZM168 43L166 39H160L159 44L164 46ZM11 47V45H9ZM81 53H86L85 55H81ZM6 59L13 60L15 59L16 63H20L18 57L9 56L7 53H4ZM169 64L175 65L170 69L172 72H176L177 68L182 69L184 73H186V79L183 80L184 87L193 88L195 87L193 73L192 71L186 67L182 62H178L175 59L169 60ZM72 66V67H69ZM113 73L116 71V64H112ZM18 69L15 67L7 68V80L0 76V88H3L5 85H14L16 89H20L23 87L21 84L20 77L17 75ZM84 72H88L89 68L85 67L83 69ZM233 77L238 81H245L252 79L251 76L245 74H237L236 72L231 73ZM57 75V72H52L51 76L45 77L46 80H51L53 77ZM96 75H99L96 72ZM183 78L173 77L175 81L172 84V88L179 91L178 85L181 83ZM255 84L264 86V79H256ZM53 87H55L53 85ZM75 95L79 96L80 93L76 92ZM96 95H99V92H96ZM245 97H248V93H243ZM44 98L47 100V103L50 105L48 109V114L52 118L53 122L60 127L61 132L64 133L66 137L67 143L75 145V140L71 135L67 134L68 129H75L77 134L80 137H83L84 140H91L98 133L96 131L91 132L90 135H85L88 132L87 128L81 130L78 122L83 118L86 114H78L80 113V108L85 107L87 105H80L78 107H73L70 104H66L63 99L56 98L53 99L52 95L48 91L43 92ZM105 100L109 99L107 96L104 97ZM18 110L24 114L25 116L31 117V119L36 120L40 118V112L35 107H25L20 104L19 99L15 101ZM91 104L96 107H100L97 101L92 100ZM220 105L224 107H229L224 100H219ZM258 103V101L253 100V104H235L230 107L234 108L236 112L248 115L254 114L261 120V123L250 124L243 126L242 128L234 131L232 133L233 136H242L243 142L248 143L249 138L252 137L255 141L260 145L262 149H264V106H262V110L257 111L253 105ZM3 105H0L2 108ZM135 111L136 109H132ZM109 111H115V109H105L103 110V114L100 116V120H106L107 113ZM71 113V115H69ZM122 119L126 120L135 132H141V127L137 125L136 121L128 120L127 117H122ZM113 136H119L120 133L117 130V126L113 125L111 120L106 121ZM150 123L155 125L163 124V120H151ZM226 123V122H225ZM36 136V131L31 127H25L21 125L18 129H16V134L13 136H9L7 133L2 134L0 139L5 141L4 145L0 147V173L4 174L7 179L11 180L16 176H27L29 174L30 169L36 168V166L41 162L45 161L44 167L47 172L50 174L53 172L56 167L54 163V157L46 155L34 147V138ZM128 139H132V136H128ZM59 140V137H57ZM141 147L144 146V142L140 141ZM79 148L77 147V151ZM223 160L222 163L224 165H229L231 169L236 171H240L241 169H250V171L245 175L244 179L235 180L228 184L227 190L223 192H212V199L208 200L206 207L202 210L201 213H198L193 216H189L184 219L179 224L169 225L164 233L161 235L164 236L162 241V245H153L150 246L147 251L143 254L144 260H149L153 257H159L164 252L163 245H169L175 242L176 233L181 232L182 229H185L189 224H202L205 221H209V218L213 215H221L223 212H226L230 209V207H235L237 205H249L257 202V197L254 193H260L261 196H264V174L260 170H264V154L257 155L255 152H247L248 156L255 157L257 163L255 165L248 163V161L244 159H233L230 157V153L228 151L223 152ZM51 160L52 162H48ZM227 175L229 177L233 176V171L225 169ZM217 173L215 171L212 172V176L215 177ZM51 181H49L50 183ZM256 182H261V185L258 186ZM211 191V190H209ZM247 194V199H245L243 194ZM191 205H188L190 207Z\"/></svg>", "mask_w": 264, "mask_h": 264}]
</instances>
